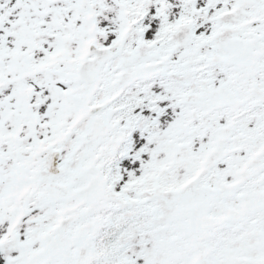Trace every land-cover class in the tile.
I'll return each mask as SVG.
<instances>
[{
    "label": "snow or ice",
    "instance_id": "obj_1",
    "mask_svg": "<svg viewBox=\"0 0 264 264\" xmlns=\"http://www.w3.org/2000/svg\"><path fill=\"white\" fill-rule=\"evenodd\" d=\"M0 264H264V0H0Z\"/></svg>",
    "mask_w": 264,
    "mask_h": 264
}]
</instances>
